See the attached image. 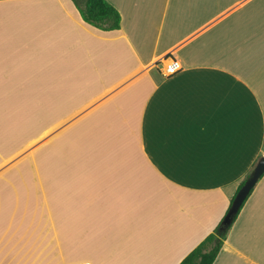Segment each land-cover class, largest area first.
I'll return each mask as SVG.
<instances>
[{"label": "crops", "instance_id": "obj_1", "mask_svg": "<svg viewBox=\"0 0 264 264\" xmlns=\"http://www.w3.org/2000/svg\"><path fill=\"white\" fill-rule=\"evenodd\" d=\"M106 1L0 0V264H178L264 155V0ZM213 264H264V173Z\"/></svg>", "mask_w": 264, "mask_h": 264}, {"label": "trees", "instance_id": "obj_2", "mask_svg": "<svg viewBox=\"0 0 264 264\" xmlns=\"http://www.w3.org/2000/svg\"><path fill=\"white\" fill-rule=\"evenodd\" d=\"M72 2L78 9L79 14L84 22L104 31L116 30L120 28L119 12L106 0H72ZM251 170L239 182L234 195L248 177ZM252 189L241 204L237 213L233 216L232 221L229 224H224L222 222L223 216L215 228L209 234H207L194 248H192L178 264H213L220 248L222 247L228 230L237 217L244 202L250 195ZM234 195L232 196L231 201Z\"/></svg>", "mask_w": 264, "mask_h": 264}, {"label": "water", "instance_id": "obj_3", "mask_svg": "<svg viewBox=\"0 0 264 264\" xmlns=\"http://www.w3.org/2000/svg\"><path fill=\"white\" fill-rule=\"evenodd\" d=\"M263 173L264 155L258 158L248 177L245 179L241 187L237 190L236 194L234 195L231 204L229 205L227 212L223 217L222 222L224 224H229L232 221L233 216L237 213L238 209L247 197L248 193Z\"/></svg>", "mask_w": 264, "mask_h": 264}, {"label": "built area", "instance_id": "obj_4", "mask_svg": "<svg viewBox=\"0 0 264 264\" xmlns=\"http://www.w3.org/2000/svg\"><path fill=\"white\" fill-rule=\"evenodd\" d=\"M164 63H165V68H164L165 75L174 74L180 69V63L175 58H166L164 59Z\"/></svg>", "mask_w": 264, "mask_h": 264}]
</instances>
